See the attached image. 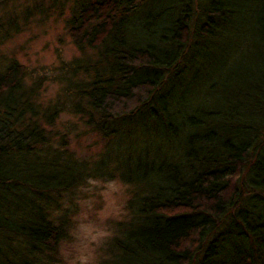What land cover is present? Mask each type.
<instances>
[{
    "label": "trees",
    "instance_id": "trees-1",
    "mask_svg": "<svg viewBox=\"0 0 264 264\" xmlns=\"http://www.w3.org/2000/svg\"><path fill=\"white\" fill-rule=\"evenodd\" d=\"M205 1L193 20L188 0H0V45L68 4L80 52L51 76L0 55V264H53L76 192L115 173L129 218L103 264H264V0ZM47 81L59 89L43 101ZM199 83L218 94L199 104ZM62 113L103 143L92 168L64 153Z\"/></svg>",
    "mask_w": 264,
    "mask_h": 264
},
{
    "label": "rangeland",
    "instance_id": "rangeland-1",
    "mask_svg": "<svg viewBox=\"0 0 264 264\" xmlns=\"http://www.w3.org/2000/svg\"><path fill=\"white\" fill-rule=\"evenodd\" d=\"M188 1L190 11L192 12V19L193 13H203V9L206 7L205 0ZM173 12L175 13L174 9L171 10V13ZM68 15L67 4L65 5L64 12L60 15L54 13L45 19H32L25 26V29L0 45V55L16 57L33 75L44 72H48L49 76L54 75L57 71L55 67L62 60L67 61L80 55V52L74 46L67 32L65 21ZM135 15L137 20L143 18L142 12H137ZM192 19L191 21L194 20ZM164 20L165 16L160 19V21ZM252 22L249 21V32H251L250 25ZM145 32L137 30L136 27V37H146L147 33ZM252 39H255V36L252 37L250 33L245 45V50H247L245 55H248V50L250 51V42ZM147 40L150 42L154 39L152 36L147 35ZM215 42L222 46L226 44H228L227 46H231V32L223 42L220 40ZM227 68H231V63H229V66L223 68L221 71L222 74L226 72ZM220 77L221 75L219 76L218 74L217 80ZM204 87V83H199L190 89V92L191 90L193 92H199L200 97L197 99L199 104L204 102L205 97L203 94L205 92L209 97H215L218 94L217 91H205ZM44 88L45 91H41V98L43 101H47L56 94L59 85L55 82L47 81L44 84ZM53 128L59 134H66L68 138L65 146L70 150V153L72 152V156H70V153L67 154L66 151L64 153L69 155L71 159L74 158L78 162L85 163L89 169L95 165L96 160L99 159L102 152H105L103 143L98 141L97 136L94 133L87 132V127L82 121L70 113H62L56 120ZM137 131L142 138L137 137L135 133L131 135L133 138L129 146L132 149L137 151V147L143 144L142 141H146L147 146L148 144L152 145L153 140H150L153 135L151 134L153 132L152 130L148 128L145 132L146 135L143 131ZM137 142L138 144H136ZM164 144L166 145V143ZM110 146L114 147L115 144L111 142ZM129 150L125 153L123 152L122 156L125 155L127 157L126 167H124L125 172L131 173L132 157L126 155ZM110 162H112L109 165L110 167L116 165V159L110 158ZM121 171L123 170L120 169L117 172ZM85 183L87 184L74 195L73 200L76 201V209L74 205V211L71 213V220L69 222V234L66 240L58 247V251L55 254L56 260L53 264H103L107 259L106 244L116 233V227H114L115 222L119 220L126 222L129 218L126 214V202L130 197L132 185L127 184L128 182H125L119 176V173H115L112 179L90 174V177Z\"/></svg>",
    "mask_w": 264,
    "mask_h": 264
}]
</instances>
